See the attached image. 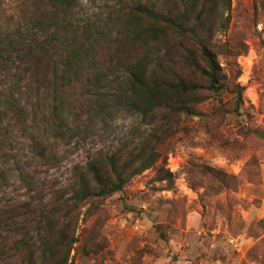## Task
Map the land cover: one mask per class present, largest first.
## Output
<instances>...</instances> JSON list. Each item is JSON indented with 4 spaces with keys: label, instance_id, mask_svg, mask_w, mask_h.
I'll return each mask as SVG.
<instances>
[{
    "label": "rangeland",
    "instance_id": "rangeland-1",
    "mask_svg": "<svg viewBox=\"0 0 264 264\" xmlns=\"http://www.w3.org/2000/svg\"><path fill=\"white\" fill-rule=\"evenodd\" d=\"M119 1L80 0L61 20L70 29L67 35L56 32L48 44L59 74L73 85L64 86L68 127L64 138L44 143L53 147L49 162L28 161L30 138L20 133L12 147L0 151L4 168L14 167L0 180V264H26L49 226L72 240L69 263L74 264H264V0H212L211 18L199 26L220 63L221 78L240 87L241 100L233 89L206 87L198 70L206 66L201 46L188 33L168 28L164 39L146 46L114 42V30L106 25L97 31ZM39 2L0 0V31L15 27ZM28 26L32 39L51 36L34 20ZM73 34L89 47L81 65L85 75L110 65L123 75L127 62L148 56L150 69L162 68L169 79L205 86L188 100L200 114L157 111L155 127L150 118L113 106L93 76L83 77L81 85L72 71L62 73L65 67L79 69L75 60L68 63ZM45 66L50 76L52 63ZM85 83L97 87L98 94L90 95L91 104L103 109L97 115L87 111ZM114 87L110 82L105 88ZM46 91L48 104L51 90ZM76 126L85 130L73 131ZM155 128L151 145L161 157L154 166L120 191L74 198L76 163L99 149L144 141ZM162 166L173 173L172 182L160 180Z\"/></svg>",
    "mask_w": 264,
    "mask_h": 264
},
{
    "label": "trees",
    "instance_id": "trees-1",
    "mask_svg": "<svg viewBox=\"0 0 264 264\" xmlns=\"http://www.w3.org/2000/svg\"><path fill=\"white\" fill-rule=\"evenodd\" d=\"M79 1L40 0L39 3L34 4V9H31L28 17L26 14L25 19L18 21L15 27L0 31V151H5L8 146L12 147L15 141L14 135L20 133L30 138V150L26 153L28 161L49 162L54 155L53 147L51 144L45 146L44 143L50 138L53 143L65 137L62 131L64 126L68 125L69 117L63 116V105L68 94L64 86L70 87L72 82L65 83L66 75L59 74L58 62L49 52L48 44L53 42L52 38L56 32L62 31L67 35L70 29L62 25L61 20L67 17ZM211 1L121 0L110 7L105 22L97 31L101 32L102 27L106 25L110 30H114V42L127 40L146 46L164 39L168 28L188 33L201 46L206 66L198 70L207 80L206 87L212 91L233 89L238 100H241L242 90L240 87H230V84L221 78L217 56L209 47L207 38L199 31V26L211 18L212 10L207 6ZM31 20L36 21V24L51 36L46 39L48 35L45 34L32 39L28 26ZM73 36V42L67 44L68 57L72 59L68 63L70 66L75 60L74 67L78 64L76 68L79 69L65 67L62 73L69 74L72 71L77 80L75 82L78 83L83 77L93 76L104 87L103 93L109 97L113 106H124L145 119L150 118L148 124L153 125L154 122L155 127L159 124V120L152 118L157 111L172 114H200L188 100L190 95L205 86L184 78L176 81L169 79L162 68L150 69L148 56L127 62L126 73L123 75L116 74L112 65L105 71L90 68L89 73L85 75L81 65L86 56V48L89 47L85 46L83 41L78 43V37L74 34ZM188 61L194 63L192 58H188ZM47 62L52 63L50 76L43 70ZM110 82L115 87L107 92L105 87ZM91 85L88 83L83 85V88L89 90L84 91L82 95L86 98L87 111L93 110L97 115L103 109L91 104L90 95L98 94L96 85ZM47 88L51 90L48 104L46 103ZM94 89L95 91H90ZM166 119L165 116L162 119L165 124L169 123ZM76 129L78 132L85 130L76 126L73 131ZM156 134L155 128L144 141L126 142L113 151L99 149L92 152L93 154L86 161L76 163L73 166L74 198L83 200L91 195L105 196L120 191L132 177L154 166L161 157V152L151 145L152 138ZM3 165L0 162V180L13 172L14 168H4ZM159 173L160 180L168 179L172 182L171 171L162 166ZM3 222L9 224L10 219L6 218ZM0 224H3L2 220ZM45 231L46 233L41 236L43 238L41 244L32 251L25 263L74 264L72 261L69 263L73 243L68 239V234L62 231L61 234L55 235L50 226Z\"/></svg>",
    "mask_w": 264,
    "mask_h": 264
}]
</instances>
